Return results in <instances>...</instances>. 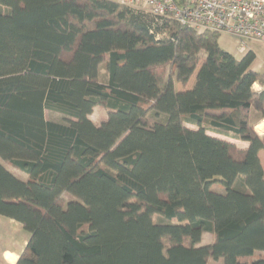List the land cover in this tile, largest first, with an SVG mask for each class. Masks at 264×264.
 I'll return each instance as SVG.
<instances>
[{"label": "trees", "instance_id": "16d2710c", "mask_svg": "<svg viewBox=\"0 0 264 264\" xmlns=\"http://www.w3.org/2000/svg\"><path fill=\"white\" fill-rule=\"evenodd\" d=\"M219 39L113 0H0L16 264H264V74Z\"/></svg>", "mask_w": 264, "mask_h": 264}, {"label": "built area", "instance_id": "2783aa9c", "mask_svg": "<svg viewBox=\"0 0 264 264\" xmlns=\"http://www.w3.org/2000/svg\"><path fill=\"white\" fill-rule=\"evenodd\" d=\"M118 4L172 20L198 33L216 32L239 41L245 52L246 41L264 43V0H113ZM264 135V120L256 126Z\"/></svg>", "mask_w": 264, "mask_h": 264}, {"label": "crops", "instance_id": "0c3cea01", "mask_svg": "<svg viewBox=\"0 0 264 264\" xmlns=\"http://www.w3.org/2000/svg\"><path fill=\"white\" fill-rule=\"evenodd\" d=\"M219 43L223 50L230 53L237 60L243 59L249 52L254 53L255 60L251 68L254 72L258 74H264V43L257 41V40H248L246 41L247 48L245 52H240L239 41L236 38L231 37L229 35L221 34ZM189 86L190 85H188V89H190ZM255 89L260 90V86L255 85ZM90 119L94 123H96L92 119V116L90 117ZM101 122H103V120ZM101 122L96 123V124H100ZM210 135L213 137L224 139L221 136H218L212 133H210ZM225 140L235 144L240 149H247L249 147V143L247 142H242V141L233 140V139H225ZM263 152L264 151L260 152V158H261L262 165L264 168V162L261 157V154ZM3 224L11 225L12 235L11 237L8 236V239H11L13 244H11L10 246L4 247L3 243H5L7 238L5 239L0 238V264H16L19 260L20 255L24 252L29 242L30 235L24 230L23 226L20 223L0 216V226ZM9 258H14V261ZM217 263L219 264V261Z\"/></svg>", "mask_w": 264, "mask_h": 264}, {"label": "rangeland", "instance_id": "374dc122", "mask_svg": "<svg viewBox=\"0 0 264 264\" xmlns=\"http://www.w3.org/2000/svg\"><path fill=\"white\" fill-rule=\"evenodd\" d=\"M103 69H105L103 67ZM102 74H104V71H102ZM195 80H196V74H194V76L192 77V79L190 80V83H189V87L192 88V86L194 85L195 83ZM180 84H178V89H180ZM107 116V110L106 108L104 107H98L94 110L93 114H92V119L96 122V123H99L101 122L102 120H104ZM51 116L48 115V118H50ZM52 118V117H51ZM50 118V119H51ZM262 122V121H261ZM261 122L259 124H261ZM258 124V125H259ZM191 127V126H189ZM192 129L194 127H191ZM259 134V133H258ZM260 135V134H259ZM260 136H264V135H260ZM261 157L263 159V162H264V152L261 154ZM6 167L8 168L9 171H11L13 174H15L17 177L21 178V179H25V176L23 175V173L16 169L15 167H13L12 165L10 164H6ZM215 190L217 191H223L222 189L220 188H216ZM66 199L67 201H72L74 200V198L71 196V195H66ZM11 225H1L0 226V238L1 239H5L7 238V240L5 241V243H3L4 247H7V246H10L11 244H13L12 240L11 239H8V236L11 237ZM213 241L212 239V236L209 235V234H205L204 237H203V240H202V245H208L209 243H211ZM11 260L14 261V258H9ZM218 262V261H217ZM215 260H211L210 261V264H218ZM219 264H224L223 263V260H219Z\"/></svg>", "mask_w": 264, "mask_h": 264}]
</instances>
